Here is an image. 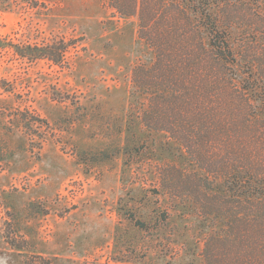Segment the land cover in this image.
<instances>
[{
	"label": "rangeland",
	"instance_id": "1",
	"mask_svg": "<svg viewBox=\"0 0 264 264\" xmlns=\"http://www.w3.org/2000/svg\"><path fill=\"white\" fill-rule=\"evenodd\" d=\"M214 1L264 118V0ZM112 12L107 0H0V264L204 263L210 227L176 189L196 168L144 127L131 82L154 53L137 18ZM61 36L74 44L64 66L13 48Z\"/></svg>",
	"mask_w": 264,
	"mask_h": 264
},
{
	"label": "trees",
	"instance_id": "2",
	"mask_svg": "<svg viewBox=\"0 0 264 264\" xmlns=\"http://www.w3.org/2000/svg\"><path fill=\"white\" fill-rule=\"evenodd\" d=\"M107 1L119 18H137L139 38L154 53L151 65L131 72L134 90L146 99L144 127L165 133L196 168L176 175V189L210 227L203 264H264V118L252 103L253 79L237 72L216 2ZM73 45L61 36L13 48L29 61L64 66ZM4 239L26 251L27 242L14 232ZM27 255L24 264H50Z\"/></svg>",
	"mask_w": 264,
	"mask_h": 264
}]
</instances>
